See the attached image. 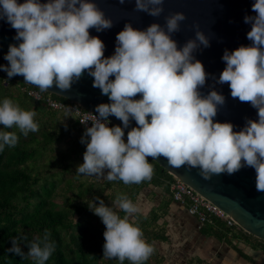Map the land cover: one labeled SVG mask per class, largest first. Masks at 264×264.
Wrapping results in <instances>:
<instances>
[{
	"label": "clouds",
	"instance_id": "obj_1",
	"mask_svg": "<svg viewBox=\"0 0 264 264\" xmlns=\"http://www.w3.org/2000/svg\"><path fill=\"white\" fill-rule=\"evenodd\" d=\"M124 4L125 0H119ZM165 0H135V11L159 17ZM254 16H245L251 24L247 38L251 45L225 50L226 67L218 82L227 83L231 96L258 109V120L249 119L240 131L231 122H214L218 106L225 97L216 90L207 96L199 89L207 80L203 63L193 53L201 45L210 46L209 37L195 25V38L178 48L172 33L181 31L184 12L167 15L165 27L152 23L145 30L127 23L116 36L115 52L104 56L105 45L89 29L98 32L113 26L95 0H0V19L6 18L16 30L18 45L9 47L0 66L9 78L20 75L26 83L41 92L54 85L69 90L85 71L94 78L93 87L107 95L111 103L97 105L92 126L87 127L81 142L86 143L78 175L100 176L108 181L120 180L125 185L152 179L154 169L148 157L167 159L173 168H196L204 179L227 173L232 175L247 166L255 169L256 190L264 193V0H255ZM166 29V30H165ZM115 77L110 79V77ZM140 99H135L137 95ZM34 111L22 109L5 98L0 103V125L13 127L27 137L37 132ZM109 115L123 122L108 126ZM150 117V119H149ZM130 119L137 126L127 133ZM87 123L88 119H81ZM90 138V139H88ZM19 137L14 131H0V152L5 146L15 147ZM105 170L107 174L105 175ZM99 204L89 208L105 225L103 258L144 264L154 252L153 246L130 218L140 209L127 195L118 194L116 209L97 197ZM21 241L28 245L25 253ZM50 233L28 240L26 235L12 239L7 252L36 264H45L54 252Z\"/></svg>",
	"mask_w": 264,
	"mask_h": 264
},
{
	"label": "trees",
	"instance_id": "obj_2",
	"mask_svg": "<svg viewBox=\"0 0 264 264\" xmlns=\"http://www.w3.org/2000/svg\"><path fill=\"white\" fill-rule=\"evenodd\" d=\"M24 86L26 84L0 75V103L8 98L22 109L34 111V120L39 126L37 132H29L25 137L18 128L5 129L0 125V131H14L19 137L15 147L5 146L0 152V264H36L7 249L12 247V239L17 236L26 235L28 240H33L42 238L45 230L55 245L45 264H120L118 259L103 258L106 228L89 204H99L96 199L99 197L109 205L118 194L127 195L135 202L141 191L149 186L163 188L166 196L159 206L148 213L138 212L130 220L138 224L144 239L154 248L144 264H169L155 242L168 243L170 240L166 223L161 220L174 201L170 193L173 175L150 157L148 160L154 169L152 179L140 184L125 185L120 180L101 181L95 175H78L76 170L83 163L87 147L81 142L86 130L74 116L63 120V113L33 100L23 91ZM54 97L67 100L55 94ZM63 143L67 148L61 146ZM115 211L121 218L125 215L119 209ZM201 233L228 244L250 262H253L251 256L244 252L240 243L264 250V240L238 225L229 226L222 218L205 224ZM20 243L27 253V243ZM123 264L131 262L125 260ZM186 264L210 263L195 257Z\"/></svg>",
	"mask_w": 264,
	"mask_h": 264
},
{
	"label": "water",
	"instance_id": "obj_3",
	"mask_svg": "<svg viewBox=\"0 0 264 264\" xmlns=\"http://www.w3.org/2000/svg\"><path fill=\"white\" fill-rule=\"evenodd\" d=\"M18 2L23 3L24 0ZM95 2L104 11L105 16L113 21L110 29L99 32L95 28L89 29L91 36H98L104 42L105 57L114 54L116 36L127 23L140 30L147 29L152 23L165 27L164 18L167 15L184 12L187 18L181 22V31L172 33L171 36L177 41L178 48H182L189 39L195 38L194 26L198 24L209 37L210 46L201 45L194 51L193 57L203 63L208 74L205 85L199 89L201 95L207 96L212 90H216L225 97L224 104L218 106L214 122H231L234 131H240L246 126L247 120L259 119L258 109L252 107L250 103L241 102L238 98L234 99L229 85L218 82L220 74L226 67V63L222 60L225 50L231 52L241 45L248 46L252 43L247 38L251 24L245 23V16L255 15L252 11L255 0H165L164 12L159 17L151 16L147 12L135 11V0H125L124 4H120L119 0H95ZM16 34V30L6 18L0 19V66H7L9 63L5 56L10 45H18L21 42L15 39ZM0 75L9 80L37 87L26 83L24 77L20 75L9 78L2 67H0ZM114 78V76L110 77V79ZM93 82L94 78L85 71L78 81L73 82L69 90L61 91L54 85L48 91L96 112L97 105L111 101L99 88L93 87ZM140 98L139 94L135 97V99ZM108 118L115 126L124 127L123 122L115 116L109 115ZM136 126V121L130 119L129 126L124 129L126 141L127 133ZM155 161L238 223L245 231L264 240V193L256 190L254 168L245 166L232 175L223 173L213 175L211 179L206 180L196 168L191 170L187 166L173 168L164 157Z\"/></svg>",
	"mask_w": 264,
	"mask_h": 264
},
{
	"label": "crops",
	"instance_id": "obj_4",
	"mask_svg": "<svg viewBox=\"0 0 264 264\" xmlns=\"http://www.w3.org/2000/svg\"><path fill=\"white\" fill-rule=\"evenodd\" d=\"M106 174L107 170H105ZM96 177L101 181L105 180L103 177ZM165 196L166 193L163 188L149 186L141 191L133 203L140 209L139 212L148 213L152 208L159 206ZM163 221L166 223L170 240L168 243L156 242L164 243L167 246L173 245L176 247L177 245L178 251L182 252L181 255L184 257L185 263L191 258L200 257L206 259L210 264H264L263 249H255L251 245L240 243V247L244 252L251 256L253 262H250L240 256L228 244L214 237L203 235L201 233L203 226L195 216L189 214L186 206L182 203L172 201L169 205L168 214L161 222ZM172 226L181 231V243L173 244Z\"/></svg>",
	"mask_w": 264,
	"mask_h": 264
},
{
	"label": "built area",
	"instance_id": "obj_5",
	"mask_svg": "<svg viewBox=\"0 0 264 264\" xmlns=\"http://www.w3.org/2000/svg\"><path fill=\"white\" fill-rule=\"evenodd\" d=\"M23 91L27 93L33 100L40 102L42 105L50 108L56 112H61L69 116H74L80 123L81 127L86 130L87 127L92 126V119L94 115L99 114L91 109H87L79 103L72 100H60L54 97V94L49 91L41 92L39 88L27 85L22 87ZM81 119H88L87 123H81ZM108 126H115L114 122L108 118ZM174 180L170 184V193L175 202L182 203L186 206L189 214L195 216L201 226L207 223H213L215 218H222L229 226H236L238 223L227 217L217 207H215L208 200L189 188L178 177L173 176ZM239 226V225H238Z\"/></svg>",
	"mask_w": 264,
	"mask_h": 264
},
{
	"label": "rangeland",
	"instance_id": "obj_6",
	"mask_svg": "<svg viewBox=\"0 0 264 264\" xmlns=\"http://www.w3.org/2000/svg\"><path fill=\"white\" fill-rule=\"evenodd\" d=\"M64 115H62L63 120H67V117L69 115H65V116ZM61 146L64 148H67L68 145L66 143H63V144H61ZM58 201L61 202V198H59ZM108 206L112 207L113 210L115 211V207H114L113 203H109ZM171 235H172L173 240H174L173 244L181 243L182 233L177 227H173V226L171 227ZM155 246L161 253L164 254V256L166 258V263H169V264H186L184 261L185 260L184 257H182V255H181L182 252H179L177 249V245H176V247L173 245L167 246L164 243L155 242Z\"/></svg>",
	"mask_w": 264,
	"mask_h": 264
}]
</instances>
